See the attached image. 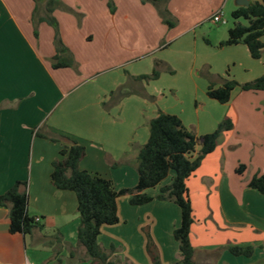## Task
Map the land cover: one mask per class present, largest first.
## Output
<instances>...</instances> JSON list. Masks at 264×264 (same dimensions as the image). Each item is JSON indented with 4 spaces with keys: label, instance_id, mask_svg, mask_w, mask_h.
<instances>
[{
    "label": "crops",
    "instance_id": "0c3cea01",
    "mask_svg": "<svg viewBox=\"0 0 264 264\" xmlns=\"http://www.w3.org/2000/svg\"><path fill=\"white\" fill-rule=\"evenodd\" d=\"M36 1L42 15L44 0ZM59 1L70 10L58 6L52 15L76 69L51 66L54 30L40 21L34 34V0H0V194L15 181H26L28 211L44 225L43 231L31 236L12 233L7 208L0 206V264H90L78 260L84 251L75 247L79 224L76 196L56 189L50 179L52 161L68 141H52L36 131L70 137L84 146L80 169L110 179L116 190L132 188L137 183L138 148L147 141L148 120L158 110L177 115L196 135L213 131L224 118L232 122V128L220 135L215 149L186 181L194 216L190 241L195 264H264L263 229L254 228L261 240L250 234L238 243L235 234L217 241L199 234L200 227L204 231L202 225L206 230L217 226L222 231L223 225L234 231L236 225L245 224L235 216L236 193L264 198L247 186L253 175L264 173V90L236 87L228 102L219 103L206 95L209 80L199 71L207 67L214 76H222L227 56L228 62L236 60L230 76L242 83L264 75V57L252 58L244 44L228 45L234 49L226 55L215 48L224 39L196 35L200 24L192 20L196 11L192 6L199 0H166L175 20L172 27L162 21L152 4L140 0H112L113 11L108 0ZM209 2L205 19L210 21L227 0ZM233 5L237 7L234 0ZM261 40L264 43V36ZM154 68L159 70L154 81L137 78ZM128 80L132 93L110 103V92ZM192 102L198 105L192 108ZM244 147L254 172L241 183L234 172L236 164H243L236 152ZM169 174L168 181L145 192L156 195L161 186L170 183L173 174ZM245 203L247 207L251 204ZM116 204L119 221L101 226L98 243L102 247L118 243L123 264H152L145 251L143 228L148 227L160 263L181 264L173 237V229L180 223L175 203L154 199L132 205L129 195L123 194ZM197 206L203 212L201 224L194 215ZM216 210L223 216L218 217L220 222ZM56 229L68 246L56 251L33 244ZM230 244L252 245L254 251L250 256L233 255L226 248Z\"/></svg>",
    "mask_w": 264,
    "mask_h": 264
},
{
    "label": "trees",
    "instance_id": "16d2710c",
    "mask_svg": "<svg viewBox=\"0 0 264 264\" xmlns=\"http://www.w3.org/2000/svg\"><path fill=\"white\" fill-rule=\"evenodd\" d=\"M140 1L152 4L168 27L175 24V20L167 9L166 0ZM34 2L32 12L34 34L37 35L36 24L40 21H45L54 29L55 54L51 58V66L53 68L73 67L76 69L73 55L62 43L57 21L52 15V11L58 6L66 10L70 9L63 6L59 0H44L43 14L40 15L38 13L39 2L36 0ZM107 4L110 11H113V1L108 0ZM231 17L235 21L228 28L227 37L219 42V46L244 44L252 58L264 57V43L261 40L264 36V0H251L247 6L235 7L231 11ZM199 73L205 75L209 80L206 95L219 103L228 102L236 87L243 91L264 90V75L240 83L228 72L225 73V76H214L205 67ZM157 76L158 71L154 69L151 74L139 75L137 78L141 80ZM125 85H120L115 92H110V103L132 93V90H127ZM231 128V120L224 118L213 131L196 135L195 132L183 125L177 115L158 110L156 115L148 120L147 141L138 148L137 183L132 188L120 190L115 189L110 179L79 168V161L84 155L83 145L65 135H49L36 131V135L47 137L52 141H60V138L68 141L60 149L59 157L52 161L50 179L56 189L72 191L76 196L79 224L75 247L84 251L83 258H78V260H89L90 264H119L111 258L114 247H102L98 243V236L102 225H111L119 221L116 199L120 195L128 194L129 203L132 205H142L158 199L173 202L178 206L180 223L173 229V237L178 244L179 261L181 264H195L193 260L194 248L190 241V227L194 222V216L186 181L200 166L202 159L215 149L220 135ZM245 168L244 164H240L236 168V172L242 173ZM170 171L173 172L170 183L161 186L156 195L153 196L145 192L146 189L158 185ZM247 186L264 195V173L253 175ZM0 206L7 208L10 232L31 236L35 231L44 230V225L40 220H35L36 215L28 211L26 181H15L1 193ZM146 243V249L153 264H161L156 246L148 233ZM33 244L52 247L56 251L62 245L68 246L62 241L61 233L57 229L50 233H44L41 239ZM226 248L233 255L250 256L254 251L252 245L230 244ZM68 249L72 254V248L69 246Z\"/></svg>",
    "mask_w": 264,
    "mask_h": 264
},
{
    "label": "rangeland",
    "instance_id": "374dc122",
    "mask_svg": "<svg viewBox=\"0 0 264 264\" xmlns=\"http://www.w3.org/2000/svg\"><path fill=\"white\" fill-rule=\"evenodd\" d=\"M190 2H192V0ZM192 7L194 9H196V11L194 13V17H193L192 20H199V24H200V26H198L195 29L196 35L204 36L205 38H207V37L214 38L215 37V38H218L220 40L221 39H225L227 37V30H228V28H230L233 25V22L235 21L231 17V11L234 8L233 0H227V4L225 6H223L222 9H221L224 18L227 20V22L224 23V24H221V23L213 24L209 20L205 19L206 12L208 10H210V8H211L209 0H199V4L198 5H196V3L194 2ZM240 21H242V19H240ZM32 23H33V21H32ZM50 27L53 29L52 26H50ZM233 47L234 46H219V45H217L215 48L216 49L218 48V49H221V50L223 49L224 53L226 54V51L229 50V49H234ZM50 64H51V60H50ZM223 65H224V69L222 70L221 75L224 76L225 73L228 72L229 75L232 76V71L236 69V60L235 59H231V61L228 62V58H227V56H225ZM71 68H73V67H71ZM73 69H75V68H73ZM158 72H159V70H158ZM145 75H149V74H145ZM150 79L154 81V79H156V78H147V79H144V80L147 82V81H150ZM91 84L94 85L95 82L93 81ZM130 84H131V82H129V80H128V82L125 85L128 88V89L126 88L127 90H132ZM118 87H116L113 91L115 92ZM193 105H198V103L192 102L191 103L192 108H193ZM39 131L41 132L42 130L40 129ZM228 149H229V151H231L230 155L233 156L232 152L234 151V148L230 147ZM242 149L241 150H237L236 154H238L237 156H239L238 158H240V162H242L243 164H245L247 166V169H245L242 173H237L236 169H235L234 173L236 174V178H237L236 181H239L241 183H245V182H247V180L249 179L251 174L254 172V170H253V167H252L251 163L248 160L249 157L247 158V155H246L247 153L249 155L248 151L246 153L247 147H244ZM263 149H264V147H263ZM263 152H264V150H263ZM219 153L221 154V152H219ZM243 155H244V157H243ZM233 161L234 160H232V162ZM221 164H222V162H221ZM229 166L230 165L228 163L227 168H229ZM236 166L238 167L239 164H236ZM170 173L173 174L172 171H170ZM169 175L170 174H168L167 178L163 179V181H168L169 178H170ZM236 197L239 200L236 201L235 216H236L237 220H239V221H241V222H243L245 224L244 225L243 224L236 225V227L233 228L234 231H232L231 229H229V228H227V227H225L223 225H221V227H220L221 229H223L222 231H217V226L215 228H212V226H211V227L208 228V230H206L205 226L202 225V227L204 228V231L200 227L199 228V234L201 233V237L202 238H206L207 240H210V241L211 240L212 241H217V240H220V238L223 237V236H229V235L232 236V235L235 234L236 243L241 242V240H243L244 238H247L251 234L253 239L259 241L262 238L263 241H260V242L264 243V236H261V238H259L260 237L259 232H257L254 229V228H259V229H263L264 230V198H263V200L252 199V198L248 197V195L243 193V192H240L239 194L236 193ZM196 198H197L198 205H199L200 204V198L199 197H196ZM211 200L214 201L213 198ZM238 201H242V203H240V202L238 203ZM246 201L251 203L249 207H247V204L245 203ZM211 206L214 207L213 204ZM225 210H226V214L229 215L230 212L227 209H225ZM194 215H197V219H199L198 223L200 221V224H201V222L203 221V212L201 211L200 206L196 207V211H195ZM218 217L220 218V217H223V216L221 214V211L218 213L217 210H216L215 211V218H217L219 220V222H220V219ZM209 220L212 222V220L210 218H209ZM195 225H198V224H195ZM148 230H149L148 227L147 228H143V232H144V235L146 237V242H147V233L150 236ZM190 230H191V228H190ZM192 236H195V233H193ZM146 244L147 243H145V251H146L147 255L149 256L151 263L153 264L152 258L150 256V254L147 252ZM111 246L114 247V250L112 252V255H111L112 257L111 258L113 260L117 261L119 264H123L124 260H123V258L120 259V255L118 254V253H120L119 244L114 242L113 244H111ZM109 247L110 246H108L107 248H109ZM218 251L220 252V250H218Z\"/></svg>",
    "mask_w": 264,
    "mask_h": 264
},
{
    "label": "built area",
    "instance_id": "2783aa9c",
    "mask_svg": "<svg viewBox=\"0 0 264 264\" xmlns=\"http://www.w3.org/2000/svg\"><path fill=\"white\" fill-rule=\"evenodd\" d=\"M210 21L213 23V24H224L227 22V20L224 18L223 16V13H222V10L221 9H218L216 10L211 16H210ZM35 220H40V217L39 216H36L35 217Z\"/></svg>",
    "mask_w": 264,
    "mask_h": 264
},
{
    "label": "water",
    "instance_id": "95a60500",
    "mask_svg": "<svg viewBox=\"0 0 264 264\" xmlns=\"http://www.w3.org/2000/svg\"><path fill=\"white\" fill-rule=\"evenodd\" d=\"M234 4L236 6H247L249 4V0H234Z\"/></svg>",
    "mask_w": 264,
    "mask_h": 264
}]
</instances>
